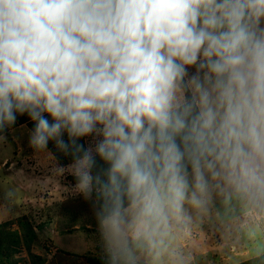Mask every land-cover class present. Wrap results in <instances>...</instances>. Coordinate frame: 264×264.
<instances>
[{
	"label": "clouds",
	"instance_id": "9594fccd",
	"mask_svg": "<svg viewBox=\"0 0 264 264\" xmlns=\"http://www.w3.org/2000/svg\"><path fill=\"white\" fill-rule=\"evenodd\" d=\"M25 115L104 264H188L210 218L264 264V0H0V134Z\"/></svg>",
	"mask_w": 264,
	"mask_h": 264
},
{
	"label": "rangeland",
	"instance_id": "374dc122",
	"mask_svg": "<svg viewBox=\"0 0 264 264\" xmlns=\"http://www.w3.org/2000/svg\"><path fill=\"white\" fill-rule=\"evenodd\" d=\"M31 128L16 123L0 140L2 264H104L91 203L76 192L70 169L57 170L70 158L51 143L33 149ZM9 188L16 193L11 200ZM180 244L188 264H257L240 235L215 218L194 219Z\"/></svg>",
	"mask_w": 264,
	"mask_h": 264
},
{
	"label": "trees",
	"instance_id": "16d2710c",
	"mask_svg": "<svg viewBox=\"0 0 264 264\" xmlns=\"http://www.w3.org/2000/svg\"><path fill=\"white\" fill-rule=\"evenodd\" d=\"M23 123H32L31 121H30V119L26 116V117H22V119L21 120H18L17 121V124H23ZM14 127V126H13ZM5 133H3V134H0V135H4ZM0 256H1V254H0ZM3 263V259L2 258H0V264H2ZM94 263H96V262H94Z\"/></svg>",
	"mask_w": 264,
	"mask_h": 264
}]
</instances>
